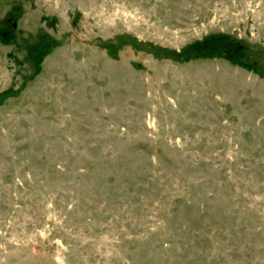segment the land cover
<instances>
[{"label":"rangeland","instance_id":"rangeland-1","mask_svg":"<svg viewBox=\"0 0 264 264\" xmlns=\"http://www.w3.org/2000/svg\"><path fill=\"white\" fill-rule=\"evenodd\" d=\"M0 264H264V0H0Z\"/></svg>","mask_w":264,"mask_h":264}]
</instances>
